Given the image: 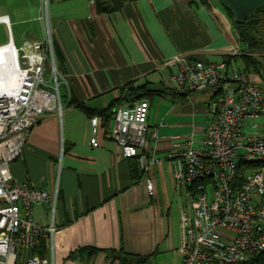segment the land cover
Here are the masks:
<instances>
[{"label": "crops", "instance_id": "1", "mask_svg": "<svg viewBox=\"0 0 264 264\" xmlns=\"http://www.w3.org/2000/svg\"><path fill=\"white\" fill-rule=\"evenodd\" d=\"M37 1L28 37L43 39L44 0ZM48 3L57 61L66 80L65 108L33 127L22 156L11 165L18 182L50 191L59 187V228L52 241L45 240V257L52 264H121L123 254L126 264H182L184 195L176 191L169 153L176 140L199 133L208 123L212 95L175 94L167 83L172 71L168 62L178 55L205 62L231 57L234 67L245 70L247 49L235 16L218 0H136L114 12H100L94 0ZM4 15L17 45L11 15ZM261 56L255 58L262 66L250 68L249 75L264 86ZM128 84L158 91L150 99L146 170L135 159L121 157L117 143L107 137L113 115L107 121L99 116L98 144L91 143V118L114 103L111 113L129 105L120 101ZM258 123L264 130V116ZM149 180L155 196L148 191ZM47 208L34 210L43 225L51 222Z\"/></svg>", "mask_w": 264, "mask_h": 264}, {"label": "built area", "instance_id": "2", "mask_svg": "<svg viewBox=\"0 0 264 264\" xmlns=\"http://www.w3.org/2000/svg\"><path fill=\"white\" fill-rule=\"evenodd\" d=\"M49 0L40 19L45 37H26L15 44L10 19L9 41L0 45V264H52L38 252L59 228L58 185L50 191L34 183L18 182L11 165L28 143L33 127L47 114H62V86L66 82L55 53ZM168 64L169 88L185 97L196 92L212 95L208 123L199 133L176 140L170 150L176 191L185 196L182 208V264H241L264 251V86L244 70L227 62H205L178 55ZM50 77L47 79L46 73ZM151 102L136 100L120 105L107 137L120 156L135 159L146 170ZM93 145L98 144L101 119L91 118ZM262 163L237 177L240 162ZM151 196L156 189L147 183ZM48 206V225L34 217L37 207Z\"/></svg>", "mask_w": 264, "mask_h": 264}, {"label": "trees", "instance_id": "3", "mask_svg": "<svg viewBox=\"0 0 264 264\" xmlns=\"http://www.w3.org/2000/svg\"><path fill=\"white\" fill-rule=\"evenodd\" d=\"M97 4L98 10L100 12H114L122 9L125 3L132 2L136 0H94ZM229 8V7H228ZM232 12V10L229 8ZM234 15V13L232 12ZM236 27L238 30L240 41L246 46L247 54L244 55L245 61L247 63V68L244 70L246 73L250 74V68L259 69L262 66V63L259 62L255 55L260 53L261 57H264V5L252 13L247 19L242 22L236 21ZM56 53V51H55ZM57 57V53H56ZM231 61V57H229ZM126 92V95L122 97L121 100L127 102H134L141 99H151L158 92L155 89H150L147 85L140 87H135L132 84H128L123 90ZM117 103L111 105L110 109L104 110L98 113V116H103L106 121L114 114L111 113L112 108L116 106ZM262 166V163L256 162H240L239 169L237 171V177L242 179L246 171L249 169H256ZM96 250H92L95 252ZM38 252L42 257H45L47 254V247L45 245V240L41 244ZM121 257V264H126V257ZM241 264H264V251L253 256L249 261Z\"/></svg>", "mask_w": 264, "mask_h": 264}, {"label": "rangeland", "instance_id": "4", "mask_svg": "<svg viewBox=\"0 0 264 264\" xmlns=\"http://www.w3.org/2000/svg\"><path fill=\"white\" fill-rule=\"evenodd\" d=\"M46 4V0H44ZM37 0H0V15L6 13L11 15L12 18V28L17 45L22 44L23 40L28 37V31L32 25L36 22L33 17L36 16L37 10ZM21 19L26 20V22L20 21ZM8 41V32L5 25L0 24V44L6 43ZM47 79L50 77L49 72L45 76ZM182 203L187 205V201L182 197ZM177 201V200H176ZM174 205H177V202ZM176 222L180 220V214H176Z\"/></svg>", "mask_w": 264, "mask_h": 264}, {"label": "water", "instance_id": "5", "mask_svg": "<svg viewBox=\"0 0 264 264\" xmlns=\"http://www.w3.org/2000/svg\"><path fill=\"white\" fill-rule=\"evenodd\" d=\"M234 13L237 22L247 19L252 13L264 5V0H218Z\"/></svg>", "mask_w": 264, "mask_h": 264}]
</instances>
